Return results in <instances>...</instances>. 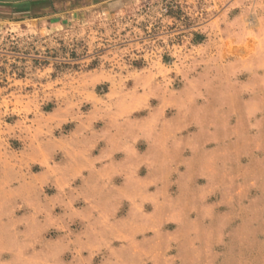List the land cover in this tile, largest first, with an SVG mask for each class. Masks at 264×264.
Instances as JSON below:
<instances>
[{"label": "rangeland", "instance_id": "374dc122", "mask_svg": "<svg viewBox=\"0 0 264 264\" xmlns=\"http://www.w3.org/2000/svg\"><path fill=\"white\" fill-rule=\"evenodd\" d=\"M0 8V264H264V0Z\"/></svg>", "mask_w": 264, "mask_h": 264}, {"label": "crops", "instance_id": "0c3cea01", "mask_svg": "<svg viewBox=\"0 0 264 264\" xmlns=\"http://www.w3.org/2000/svg\"><path fill=\"white\" fill-rule=\"evenodd\" d=\"M55 0H0V8L3 11H10L19 16H29L30 13L34 12L35 9L42 7V13L48 17L51 21L57 20V23L63 22L65 20V16H68L69 10L66 11L67 8H64L62 12L58 13L56 11H51L48 9V5ZM113 0H99V2H110Z\"/></svg>", "mask_w": 264, "mask_h": 264}]
</instances>
